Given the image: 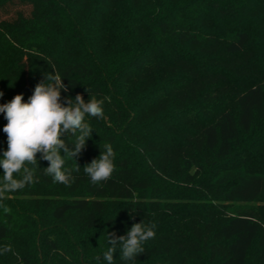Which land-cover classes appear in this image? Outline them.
Wrapping results in <instances>:
<instances>
[{"label":"trees","instance_id":"obj_1","mask_svg":"<svg viewBox=\"0 0 264 264\" xmlns=\"http://www.w3.org/2000/svg\"><path fill=\"white\" fill-rule=\"evenodd\" d=\"M48 72L104 119L66 162L71 186L37 154L35 181L0 201V264H107V233L141 221L155 237L113 264H264V0H0V104ZM105 144L115 170L93 185Z\"/></svg>","mask_w":264,"mask_h":264},{"label":"clouds","instance_id":"obj_2","mask_svg":"<svg viewBox=\"0 0 264 264\" xmlns=\"http://www.w3.org/2000/svg\"><path fill=\"white\" fill-rule=\"evenodd\" d=\"M61 91H68L62 77L58 73L48 72L36 84L27 102L23 94H17L11 101L0 104V113L7 121L3 127L7 136V150L0 158V168L3 169L0 201L35 181L37 154H40V159L49 162L44 174L50 176L53 183L66 186L74 183L72 173L79 172L80 167L76 163L75 169L66 168V162L69 159L75 161L74 158L81 154L86 141L91 138L93 128L88 118L104 119V101L90 96L85 102L83 96L77 94L74 99L66 98L62 102ZM3 95V91H0V98ZM64 136H68L69 141L61 138ZM70 138L74 140L70 142ZM69 143L73 146L69 147ZM115 155L112 145L105 144L100 156L84 166L83 170L93 185L112 177ZM3 210L10 212L7 206ZM155 228L154 222L146 224L141 221L134 223L126 235L117 236L115 232H108L106 239L109 247L103 252V260L113 264L114 253L119 247L122 260L135 261L136 256L145 251L143 244L155 237ZM11 251V246L5 245L0 249V254ZM95 259L99 261L101 256Z\"/></svg>","mask_w":264,"mask_h":264},{"label":"rangeland","instance_id":"obj_3","mask_svg":"<svg viewBox=\"0 0 264 264\" xmlns=\"http://www.w3.org/2000/svg\"><path fill=\"white\" fill-rule=\"evenodd\" d=\"M30 7L31 6H23V5H13V6H10L9 7V10H10V14H4V17H8V16H10V15H12V14H14V12H15V9L16 10H18V9H22V10H24L26 13H29V11H30Z\"/></svg>","mask_w":264,"mask_h":264}]
</instances>
